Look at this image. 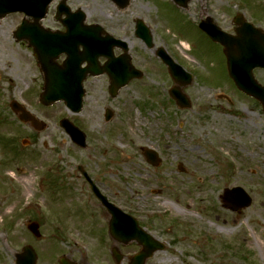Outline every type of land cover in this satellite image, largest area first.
Returning a JSON list of instances; mask_svg holds the SVG:
<instances>
[{
	"label": "rangeland",
	"instance_id": "rangeland-1",
	"mask_svg": "<svg viewBox=\"0 0 264 264\" xmlns=\"http://www.w3.org/2000/svg\"><path fill=\"white\" fill-rule=\"evenodd\" d=\"M153 3L162 19L155 20V44L194 75L185 87L193 103L190 109L179 108L169 95L175 83L167 66L142 42L134 43L131 54L145 74L118 97H110L108 78L100 76L86 81L81 113H73L63 102L46 107L37 97L43 79L33 50L13 37L23 15L14 13L0 21V247L5 244V227L7 244L21 245L28 222L35 219L44 239L34 244L43 259L54 252L96 259L101 244L112 240L103 234L104 223L108 225L104 209L76 168L83 165L113 201L144 223L156 214L155 222L150 221L153 232L167 246L150 264H264L255 238L264 240V233L257 215L249 217L251 210L264 206V111L259 101L237 89L224 53L195 23L207 8L222 24H232V16L243 12L264 29V0H192L190 13L172 0ZM256 77L264 82V70L256 71ZM13 100L48 128L36 132L21 122L10 107ZM106 107L115 111L109 122ZM64 117L87 134V149L76 146L60 126ZM221 133L224 139L215 138ZM24 138L31 145L23 146ZM223 141L232 145L228 152L220 148ZM212 146L217 152L210 151ZM142 147L158 151L163 165H149ZM205 161L213 173L204 172ZM180 162L185 171L179 170ZM18 167L35 173H21ZM8 168L21 174V181L6 178ZM237 173L243 180L230 187H243L253 202L233 211L224 206L222 195ZM28 179L31 184L24 195ZM62 184L70 193L64 194Z\"/></svg>",
	"mask_w": 264,
	"mask_h": 264
},
{
	"label": "water",
	"instance_id": "water-1",
	"mask_svg": "<svg viewBox=\"0 0 264 264\" xmlns=\"http://www.w3.org/2000/svg\"><path fill=\"white\" fill-rule=\"evenodd\" d=\"M51 0H0V18H3L13 12H26L28 15L38 17L37 12H44L47 8L48 3ZM179 5L185 6L187 0H175ZM210 18V20L201 23V27L207 31L210 36L218 42H221L225 46V54L228 59V71L230 76L234 79L237 86L246 94H249L258 99L264 108V87L261 86L253 75V70L257 67L264 68V32L262 29L255 28L250 23H243L242 28L238 29V36L232 37L225 32L219 30ZM237 22H242L237 17ZM27 29V28H26ZM16 37L21 40L23 37L21 34V28L16 31ZM27 38L30 40L32 46L35 47V54L41 67L47 75V85L45 91L42 94V102L46 105H51L56 101L64 99L67 104L73 108L74 111H80L82 108L83 97L85 95V89L83 87V80L87 74L99 75L103 72H108L111 76L112 82L110 85V92L112 96H116L120 88L127 85L133 78H141L143 73L137 70L131 63V57L126 54L121 58L113 59L112 54L104 53L110 61L103 67L98 63V57L102 54L94 50L92 45L88 44V48L84 55L81 57L77 54L69 51L67 61L65 62L66 67L60 70L51 68L56 66L54 59L59 54L56 48L62 46L65 50L64 43L66 40L59 39L60 37L50 38L47 41L49 52L43 49L41 46L36 45V39L34 36L27 34ZM93 44L94 42L91 41ZM149 47H153L152 38L146 41ZM61 49V50H62ZM45 50V52H42ZM163 61L169 66L170 74L172 75L176 86L170 90L171 96L176 99L177 104L182 108H189L192 106L190 98L183 92V87L189 85L193 81V76L186 72L185 69L179 65L174 59L167 53V51L160 47L157 53ZM83 60L89 62L88 68L81 70L79 68ZM52 77H49V74ZM66 73L70 78L71 88L67 86L66 82H63L62 76ZM71 76V77H70ZM54 86V87H53ZM12 109L20 115L23 121H30L42 130L41 122L25 109L21 104L13 101ZM112 116V111H107V119ZM62 126L67 130L72 140L79 146L86 147V134L75 126L69 119L65 118L61 121ZM145 154L148 160L154 165L159 163L157 153L150 149L145 150ZM97 191V189L95 188ZM98 192V191H97ZM225 206L232 210H240L251 205L252 199L241 187H235L233 189H226L224 194ZM109 212L112 213L113 219L111 222V234L125 243L132 240L137 234L143 235L141 230L138 229L137 221L131 216L125 214L123 210L117 208L113 204H108ZM33 229L37 233V227L33 226ZM145 244L146 258L151 256L155 251V248H147ZM35 260V257H32ZM26 259V258H25ZM34 262V261H33ZM25 263V260L22 264ZM20 264V263H19ZM34 264V263H33ZM136 264V263H134ZM143 264V262H141Z\"/></svg>",
	"mask_w": 264,
	"mask_h": 264
},
{
	"label": "flooded vegetation",
	"instance_id": "flooded-vegetation-1",
	"mask_svg": "<svg viewBox=\"0 0 264 264\" xmlns=\"http://www.w3.org/2000/svg\"><path fill=\"white\" fill-rule=\"evenodd\" d=\"M95 1L96 0H65L66 5L64 7L63 0H53L47 10L46 16L40 20V25L44 28V32L56 33L60 35L67 33H72L73 36L80 35L82 37L94 35L97 38L103 39L110 35L117 39L126 41L128 43L130 53L134 51V43L143 42L145 39L142 31L143 28L140 27L141 24L145 23L155 40L157 29L159 27V25L155 23V20L158 19V22H162V19L158 17L159 12L153 3V0H102L103 2H100V5L93 3ZM79 10L82 12L81 14H83V18L79 13ZM203 10L205 13L201 15V19H205L207 16H212L215 22L224 30L231 34H235L237 26H235L233 21L232 24H222V22L217 20L214 14L208 12L207 8ZM187 11H190V7L187 9ZM245 19L247 20L246 17ZM249 19L251 20L252 18L249 17ZM29 22L32 23L33 21L29 19ZM87 26H99L100 28L86 31ZM113 50L117 56L123 54L124 52V50L118 46H115ZM62 59L63 56H60L59 62H61ZM104 62L105 60H102V63ZM102 76L109 79L107 74ZM29 145H31V141ZM17 169L21 173L29 175H34L35 173L30 169V167H18ZM8 172L15 177L21 175L17 174V172H13L10 170V168H8ZM103 216L107 221L108 215L105 211L103 212ZM150 221L155 222V218H148V221H146L143 227H145L151 234L156 236L153 232L154 230L152 229L154 227V223H150ZM140 222L142 224L143 221ZM26 230L28 231V235H24L22 240H24L25 243H30L34 246L38 255L37 264H61L60 259L56 258L54 253H50L48 255V257L51 258L43 259V253L40 249H38L36 244L37 242L34 244L35 241H42L43 238H37L30 232L29 229ZM4 234L5 244L0 247V264H15V260L23 244H7V227H5ZM103 234H108V229L106 228L105 223ZM160 240L163 241V239ZM101 247L102 250L96 256V259L93 260L85 258L82 260L75 259L71 254H68V257L73 261L74 264H129L130 258L141 252V246L137 242H134L128 246H123L122 244L116 245L114 242L110 244L104 243L101 244ZM116 247L120 249L121 254L124 257V259L121 261L115 259L113 255V249ZM128 248L131 249L125 250ZM158 252L159 251H156L152 258ZM150 259L146 261V264L151 263Z\"/></svg>",
	"mask_w": 264,
	"mask_h": 264
},
{
	"label": "bare ground",
	"instance_id": "bare-ground-1",
	"mask_svg": "<svg viewBox=\"0 0 264 264\" xmlns=\"http://www.w3.org/2000/svg\"><path fill=\"white\" fill-rule=\"evenodd\" d=\"M182 45H183V47H185L186 50H190L191 49L190 44L188 42H186V41H183ZM215 119H217V118H215ZM224 137H225V133H221L220 135H216L215 136V138H217V139H224ZM231 147H232V145L229 144L228 141H223V146H220V148H221V150H223V152H228V149H231ZM210 151H215V148L212 146L210 148ZM215 152H217V151H215ZM203 157L207 158L206 155H204ZM243 159H244V157L242 155H240L239 156V160H243ZM204 172L205 173H213L214 172V170H212V168H210V165H209V163L207 161H205V163H204ZM16 178H17V180L21 181V178L19 176L16 177ZM241 180H243V177L241 176V173L233 174V175H231V179L227 182V185L228 186L236 185ZM27 182H28V184L25 185V190L23 191L24 195L26 193H28V191H29L28 185L31 184V180L28 179ZM167 203H169V202H167ZM173 206L175 207L176 210H178V211L180 210V208L178 206H176L174 204H173ZM181 212H185V210H183ZM255 214L258 217L256 219V222L258 223L257 225L259 226L260 231H263V233H264V220H263V218H264V206L259 207L257 209L251 210V213H250L249 217H252ZM243 236L246 239V241L249 242V244H250L249 237L246 234H244ZM255 238H256L257 245L259 246V248L261 249V251L264 254V240H261L259 235H257V237H255Z\"/></svg>",
	"mask_w": 264,
	"mask_h": 264
}]
</instances>
